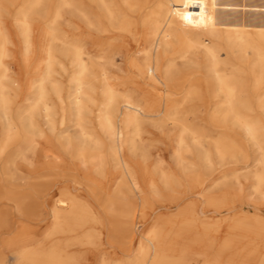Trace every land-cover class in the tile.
<instances>
[{
  "label": "bare ground",
  "instance_id": "1",
  "mask_svg": "<svg viewBox=\"0 0 264 264\" xmlns=\"http://www.w3.org/2000/svg\"><path fill=\"white\" fill-rule=\"evenodd\" d=\"M18 2L16 43L3 21ZM65 12L77 19L74 38L60 26ZM117 55L126 64L125 77L112 74ZM11 59L24 70L30 93L24 100L21 83L8 84ZM59 70L68 71L66 91L56 78ZM202 110L203 120L217 129L244 130L262 151L264 132L255 119L264 117V0H2L0 201L12 211L2 206L0 229L17 217L11 239L15 261H8L4 250L0 264H80L83 251L94 253L106 239L125 249L121 258L100 264H193L195 256L202 264H264L259 214L230 220L229 236L215 249L211 234L220 226H198L197 205L203 198L226 211L232 202L228 195H208L204 189L197 195H169L182 221L168 229V223L153 227L139 237L134 252L126 249L138 229V212L144 218L150 198L164 197L161 186L177 193L184 186L181 175L188 180L186 192L204 187L203 174L187 166L195 147L205 148V126L189 120ZM148 123L161 132L172 127L179 175L160 169V162L151 166ZM232 138L213 139L217 163L245 157ZM207 151L197 156L205 167L213 157ZM72 153L68 161L65 156ZM21 160L37 164L29 166L20 193L8 187L21 186L14 182ZM254 179L260 192L264 170ZM71 181L85 187L89 198L76 194ZM56 190L59 196L49 200ZM45 206L50 222L40 232L33 224L42 221ZM190 232L194 237L188 242L183 235ZM194 246L203 249L195 252ZM227 251L232 256L224 262Z\"/></svg>",
  "mask_w": 264,
  "mask_h": 264
},
{
  "label": "rangeland",
  "instance_id": "2",
  "mask_svg": "<svg viewBox=\"0 0 264 264\" xmlns=\"http://www.w3.org/2000/svg\"><path fill=\"white\" fill-rule=\"evenodd\" d=\"M73 1L77 2V0H73ZM0 3H2V0H0ZM151 6H152V4L146 6L145 11L149 10ZM18 9H19V2L14 7H9L8 11L6 12V18H4V21H3V24L6 27V30L10 33L11 37H13V39L16 43H17V40L15 38L16 32L13 31V29H14L13 28V23H14L13 21L19 16V14H17ZM76 23H77V19L74 16H71V14H69L68 12H65L64 17L60 22V26L68 31L67 35H70V36L73 35L72 37L74 38V35H75L74 33L76 32V30H75L76 29ZM66 27H68V28H66ZM69 28H70V30H69ZM12 49L14 51V54L17 55V53H18L17 48L16 49L12 48ZM40 57L43 58V56L39 55L37 60H39ZM198 57L200 58V55ZM8 64H9L8 68H10L9 69L10 81L8 82V84L10 87L14 88V87H16V85L18 83L19 84L21 83L22 98L24 100V98L27 97V95H29L30 93H27L28 88H26V85H24L25 77H24V70H23L22 64H21V62H17V61L15 62L12 59H11V61L8 62ZM114 64H115V67L112 70V74L118 75L120 77H125L127 75V72L123 71L122 69H124L126 67V64H125L121 55H117L115 57ZM67 72H63V71L59 70V74L56 76V78L59 80L61 86H63L65 91H66L67 86L69 85ZM53 102H54V106H55V111L57 112V114H61V110L59 108L58 102L55 99L53 100ZM24 104L25 103H22V105H24ZM204 115H205L204 110H202L200 112L198 111L194 116L191 115L189 120L196 125L202 124L203 126H205L206 133H207V139L204 142V146H203L205 148L203 150L202 148L200 149L198 147H195L193 152L190 153L192 156H190V154H189L187 157V166L189 168H191L193 166L191 169L195 170V171L198 168L197 171H200L203 174V177L205 179L204 180V187L201 189L200 188L195 189L196 191L193 190L194 192L193 191H191L189 193L186 192L184 186L187 184L186 182H188V180H186L187 178H185L181 175L179 177H180L181 182L184 186H181L177 193H172L170 191H167L161 186L160 190H159L160 195H162L164 197H159V198L151 197L150 198L151 199L150 200L151 206H149L144 211L145 217L141 219V217H142L141 212H138V214L136 215L134 222L138 226V229H137L138 233L137 232L135 233V236H134L133 240L131 241L130 248L126 247V249H131L130 252H134L136 250V245L138 244L141 236H145L153 227L162 226V225L168 223V225L166 226V228L168 229V228H170V225L175 226V225H178L182 221L181 217L183 214L177 215L178 208L175 205H173L172 203H170L169 198H168L169 195H190V194L191 195H197L198 192L200 193V192L206 190L205 194H208V195H228L230 197V200L232 203H230L227 206L230 208V210H226V211L223 209H215V208L211 207L209 204L206 203V201L203 198L200 200V202L197 205V207H198L197 213L198 214H197V216H195L197 218V219L195 218V220H196L195 223L198 224V226H200V225L209 226V227H214L215 225L220 226V230L218 232H213L211 234L212 238L215 241V245H216L215 249L216 250H217V247H219V245L230 234L229 224H228L230 220H235V219H238L239 217H246V216L250 217L254 214H259L264 218V187L262 186L259 189V191L262 194L260 192H258V190L254 189V187L256 185V182L254 179L255 174L258 172H262L264 170V168L262 166V159H264V145H263V149L261 151V150L257 149L258 146L254 143V141H252L249 138V136L245 133L244 130H242L240 128H226L223 130L217 129L210 124L208 119L203 120L202 116H204ZM263 120H264V117L260 118V119H258V118L255 119V122L258 124L259 130L261 132H264V121ZM145 130H146L145 146H146V151L148 152V155L150 153L149 156H150L151 166L153 167L154 163L160 162V164H161L160 169L166 170L169 172H174V173H177L176 175H179L180 174L179 169L175 167L176 165L174 164V159H173L175 142H174V137L172 136L173 135L172 133L174 132L172 127L166 126L165 129H163L165 132V134H164V132H161V130H158V128H156L155 126L148 123L145 127ZM169 133H171V134H169ZM223 134L225 137H228L231 139H233L232 137H235L234 140H236L238 142V144L241 146L242 151H243V155L246 158L245 157L242 158L241 156L238 157L237 160H233L231 158H226V160L224 162H218L217 163L218 159H217V157H215V155H213L214 151H213L212 141L214 138H218V137L222 136ZM165 138H167V139H165ZM205 150L206 151L208 150L207 152H209L211 154V156H213L212 157V164L208 166V167H212L211 169L210 168L208 169V167H205V166H202L201 164H199V161L197 159V156L203 154V151H205ZM73 156H75L74 153L68 154L67 156H65V158L69 161L73 158ZM31 160L19 161V163H20L19 164V171H16L14 173V182H15V184H17V182H20V184H18V185H21V186H15L13 188L8 187L10 190H12V191L14 190L16 192L19 189L18 192H20V193L22 192V189H24V185L26 183L25 179H27L26 175H28V170L35 167V165L37 164L35 162L36 164L32 163V166H31L29 164V162ZM60 163H61L60 165L62 167L64 165V161H60ZM27 164H28V166H27ZM23 166L24 167L26 166L25 167L26 169H24ZM213 166H214V168H213ZM16 174H17V176H16ZM217 174H219V175H217ZM23 175L26 177L24 178ZM215 177H217V178H215ZM16 178H18V179H16ZM20 179H21L22 183H21ZM76 179H81V178L76 177ZM72 182H73V184H72ZM70 185L71 186L73 185L72 187L74 188L75 193L80 195L83 199L89 198L88 197L89 194L86 192L85 187L77 185L74 181H71ZM103 185L105 187L111 186V184H107V183H104ZM0 186H1V183H0ZM255 193H258V194H255ZM58 194H59V190H56L52 195H50L48 197V199L49 200L51 198L53 199L54 197L59 196ZM147 194L149 195L150 193H147ZM187 201H188V199L185 198L184 201L182 202V205H184V203H186ZM6 204H7V202L5 200L0 201V211H2V209L4 210L5 209L4 207H9L10 209L9 208L8 209L10 211H12V205H6ZM3 205H6V206L2 207ZM94 205H95V208L97 210H99L101 213H104L103 212L104 209H102L103 205L101 203L94 201ZM44 209L45 210L40 209L41 215H42V218H41L42 221H39V222L37 221L33 224L34 227H36V229L39 230L40 232L44 231L46 229L48 223L50 222V219H49L47 212H46L47 207L45 206ZM218 210H221V211H218ZM175 215H177V216H175ZM16 217H17V215L12 216V218H13L12 224L9 225V227H6V228L3 227L0 229V252L4 251V250H8L7 252H8L9 256L7 257V259L10 262L15 261V258H14L15 255H13V253H12V251L14 250V245H13V242L11 239L13 238L15 231H16L15 230L16 225L13 223L16 220ZM183 237H184V240H187L189 242L194 237V232L185 233L183 235ZM3 246H5V247H3ZM123 249H125V248L117 246V245L115 246V244H113L110 240L107 241V239H106L104 246L99 247L94 252L95 254L94 253H84L85 251H83L82 255H84V256H82V258L80 260V264H100L103 259L121 258L123 256ZM202 249H203V247H201V246H194L193 251L199 252ZM109 255H111V256H109ZM231 256H232L231 251H227L221 257H222L223 261L225 260L224 262H227L231 258ZM194 259H196V260H193V264H198V263L202 264V260H203L202 258H198L195 256Z\"/></svg>",
  "mask_w": 264,
  "mask_h": 264
}]
</instances>
